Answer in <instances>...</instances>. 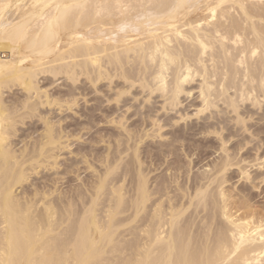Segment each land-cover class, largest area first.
<instances>
[{
  "label": "bare ground",
  "instance_id": "1",
  "mask_svg": "<svg viewBox=\"0 0 264 264\" xmlns=\"http://www.w3.org/2000/svg\"><path fill=\"white\" fill-rule=\"evenodd\" d=\"M11 5V0H0V264H264V157L241 155L253 141L264 144V128L251 131L247 125L254 114L251 107L264 113V0H29L18 17H6ZM42 74L64 76L73 83L69 87L86 77L95 92L102 91L103 82L115 83L121 88L114 99L107 93L104 97L117 106L128 101L124 97L132 89H140L149 103L154 95V100L163 99L166 112L184 104L199 82L202 104L197 114H235L234 120L252 139L241 134V128L233 131L224 125L229 134L219 148L223 155L207 165L208 170L191 176L194 169L184 170L177 149L181 145L192 157L186 141L189 136L211 135L212 122L205 123L206 128L189 126L191 132L186 133L169 124L172 118L157 116L153 133H142L139 123L131 128L134 124L126 127L129 118H114L122 109L118 107L106 113L105 121L118 125L128 139H119L124 145L119 143L99 159L104 170L97 180L83 179L65 192L37 186L30 193L27 182L32 174L57 166L58 151L74 145L62 142L69 139V129L41 117L40 106L72 110L79 105L75 87L65 94L68 100L42 95ZM15 87L26 97H5ZM151 113L146 111L141 126L150 125ZM90 114L86 116L92 121L95 115ZM135 114L141 115L137 110ZM210 116L225 124L223 115ZM35 117L44 122L42 135L31 144L26 138L17 149L19 126ZM167 127L172 130L160 148L169 150L160 153L164 159L176 158L165 159L169 175L154 177L152 183L149 176L164 164L153 163L148 172L139 146L146 137L164 139L161 132ZM70 131L74 134L77 127ZM235 137L243 142L228 149ZM92 152L71 151L82 156L87 169L94 167L88 159ZM123 155H130L126 164ZM153 159L160 160L156 154ZM67 161L64 174H76L79 160ZM235 172L244 181L235 188L244 209L241 216L233 213L226 189L232 182L229 173ZM125 176L134 183L129 181L135 191L131 197L125 195V181L118 185ZM181 176L186 182H180Z\"/></svg>",
  "mask_w": 264,
  "mask_h": 264
},
{
  "label": "rangeland",
  "instance_id": "2",
  "mask_svg": "<svg viewBox=\"0 0 264 264\" xmlns=\"http://www.w3.org/2000/svg\"><path fill=\"white\" fill-rule=\"evenodd\" d=\"M12 1V5L10 7V9L8 10V13L6 15V17H10V16H15V17H18L21 13H22V7L24 4H26L29 0H11ZM20 1V2H19ZM17 10H15V8H17ZM15 10V11H13ZM21 11V12H20ZM12 14H11V13ZM10 13V15H9ZM86 77H82L77 83H75L74 86L72 87H69L71 86V82L70 80L68 81L64 76H59L57 78H54L53 76H51L50 74H42L38 77V86L39 88H41L40 92L42 93V95L44 94L45 95V92L46 94L51 95V98H60V95H61V98H63L62 100H68L69 99V96L67 97V92L69 93V91L73 90V87L74 91L75 92V95H76V98L78 97V102H79V105L72 108V110H66L68 109L67 106L65 107L64 105V109H60L59 106H40V112H41V117H46L48 120L54 122V123H57V124H60V126L62 127H66L69 129V139H66L65 137L62 139V142H66V140H69V142L67 143L68 144H73L74 145L69 148V149H63L61 151H58V159H56L55 161L58 163L57 166H54L53 169L52 166L51 167H48V168H44L42 170H39V174H32L30 180L27 182V192L29 191L30 193H34L36 190V187L39 188V189H44L46 186H48V188L46 187L45 189L47 190H50V188L52 190L54 189H60L61 187V191L63 190L64 192L67 191L68 189H70V187H74V186H79V184H83L82 182L85 180V182H94L95 179L97 180V176L100 174V171L102 172L104 170V166L102 165L101 162H98L99 159L104 155L106 156L109 152H113L114 149H116V147L118 146L119 143H121V141L123 140H127V133L121 129L118 125L116 124H106V121H107V118H106V113L112 109L111 111L109 112H113L116 111L117 109H120L122 108L121 110L118 111V114L117 112L115 113L116 115H114V118L117 119L119 121V119H122L123 116L129 118V121L128 123L126 124V127H129V125H133L131 128H135L138 123H139V130H141V132L143 133V131H148V133H153L152 131V122H154V120H156L158 117H162L161 119L163 120L166 119V118H169L171 119V122L169 119H167V121H169L168 123L169 124H176L175 128L179 129V131L181 132H186V133H190L191 131L189 130V126L190 128L191 127H203V128H206V126L211 123V125H213V128L210 129V131L212 132L211 135H208V136H189L188 140L186 141V143L188 144L187 147H189V150L191 149V156L192 157H187L186 156V148L182 147L181 145H179L178 149H177V154L179 156V159H183L182 162H183V165L185 166V171L189 169H194L192 170L191 172V176H193L194 174H199L201 173L202 171L204 170H208L207 168V165H211L213 164L214 162L216 163L218 160H219V156L222 154L223 155V152L220 151L221 147H222V144L223 141H224V137H228V134L229 132L226 130H223L222 127H224V125L228 124L229 125V128H232L234 129L233 131H236L237 128L240 129L241 128V134H244L251 138L250 136V133H248V131L246 132V128H242V126L240 125L239 122H237V120L235 118V114H228V116H224L223 113H220V111L218 110H215V114L216 115H212L210 112H206L204 114H197V110L199 109L198 107H201L200 103L202 104V98L200 99L199 97V89L198 87H196V85L198 86L199 82L198 83H194V87L192 85V90L193 93H192V96L187 98V97H184L183 99L185 100L186 98V101H184V104H182L181 106H179L176 110L174 111H164L162 110V100L161 98H158L156 100H154L153 98L155 97L156 98V95L153 96L152 98V102L149 103L147 102L149 99V97H145L144 94L141 93V90L138 89L136 90L135 89H132L131 92L126 95L124 98H126L129 102H124L127 103V104H122L120 103L118 106L116 105L115 102L113 101H109L108 97H104V94L107 93L108 96H111L113 97L111 100L114 99V96L117 92L120 91V88L121 86H117L115 83H110L108 81L106 82H103L102 84L99 85V87L102 89V91L100 90V92H95L92 88H90L92 85L90 83H88L89 81L86 79ZM40 80V81H39ZM67 80V81H66ZM85 80V81H84ZM66 81V82H65ZM86 83L88 84L87 86ZM109 83V84H108ZM68 84V85H67ZM81 87V89H80ZM85 87V88H84ZM117 87V88H115ZM196 89H193L195 88ZM70 88V89H69ZM88 88V90H87ZM68 89V90H67ZM91 89V90H90ZM85 90V91H83ZM83 91V92H82ZM94 91V92H92ZM137 91V93H136ZM66 92V93H65ZM91 92V93H90ZM104 92V93H103ZM86 95H82V94ZM89 93V95H88ZM15 94V95H14ZM19 96H18V95ZM24 94V95H23ZM106 94V95H107ZM134 94V95H133ZM136 94V95H135ZM63 95V97H62ZM10 97L12 96L13 98H25L26 97V94L24 92H22V90L20 88H13V90L11 92H7V94L5 95V97ZM36 96V94L34 95V97ZM65 96V97H64ZM85 97V98H84ZM95 98H97L95 100ZM101 98V99H100ZM90 99V100H89ZM35 100V98H34ZM45 100V99H44ZM95 100V101H94ZM98 100V101H97ZM105 100V101H104ZM107 100V101H106ZM88 101V102H87ZM104 101V102H103ZM126 101V100H125ZM158 102V104L156 102ZM77 102V103H78ZM112 102V103H111ZM156 104H155V103ZM161 102V103H160ZM98 104V105H97ZM188 104V105H187ZM97 105V106H96ZM116 105V106H115ZM127 105V106H126ZM129 105V106H128ZM134 106L133 109H130V111L128 110V108L130 106ZM140 105V106H139ZM199 105V106H198ZM114 106V108H113ZM126 106V107H124ZM137 106V107H136ZM147 106V107H146ZM155 106V107H154ZM101 107V108H100ZM108 107V108H107ZM120 107V108H118ZM124 107V108H123ZM149 107V108H148ZM154 107V108H153ZM157 107V108H156ZM161 107V108H160ZM94 108V109H93ZM107 108V109H106ZM116 108V109H115ZM197 108V109H196ZM98 109V110H96ZM150 109V110H149ZM152 109V111H151ZM223 109V108H222ZM251 109L253 110L254 114H253V117L250 118V120L248 119L247 120V125L249 127H253L251 129L254 130V129H257V127H261L262 129L264 128V119L262 120V117L264 118V113L262 112V110L260 111L259 108L257 107H251ZM255 109V110H254ZM61 110V111H60ZM99 110L101 112H99ZM106 110V111H105ZM129 112H127V111ZM140 111L141 115L139 114H135V111ZM152 112L151 114L152 115V118L151 120H149V126H147L146 124L144 126H141V122L142 120H144V118H146L145 116H147L146 111L147 112ZM178 110H180L179 113ZM182 110V111H181ZM184 110V111H183ZM177 111V112H176ZM90 114V112H92L91 114L95 115V118L96 119L94 122H93V118H92V121H90L86 116L87 114ZM95 112V113H94ZM175 112V113H174ZM102 113V114H101ZM104 113V114H103ZM144 113V114H143ZM186 113V114H185ZM218 113V114H217ZM39 114V113H38ZM90 114V115H91ZM169 114V115H168ZM188 114V115H187ZM91 115V116H92ZM133 115V116H132ZM167 115V116H166ZM171 115V116H170ZM185 115V117H184ZM197 115V117H196ZM212 115L213 117L216 116L220 118V115H223L221 116L222 118H226L224 119V122L225 124H223L221 126V124L219 125L218 121L216 120V122L218 123V125L216 124L215 120H211V118H209V116ZM39 116V118H40ZM129 116V117H128ZM142 116V117H141ZM156 116V117H155ZM158 116V117H157ZM181 116V117H180ZM189 116V117H188ZM199 116V117H198ZM210 116V117H212ZM99 117V118H98ZM104 117V118H103ZM184 117V118H183ZM207 117L208 119H210L209 121L207 120ZM39 118L35 117L33 119H27L26 123L27 125L26 126H19L21 127L20 128V132L18 133V136L14 138V141L16 144H18V147L17 149L23 147V141L26 139L27 140V143H32L34 142L33 140L34 139H38L40 138V136L42 135L43 131H44V122L42 120H40ZM183 118V119H182ZM189 118V119H188ZM206 118V120L204 119ZM252 119V120H251ZM87 120V122H86ZM106 120V121H105ZM258 120V121H257ZM230 121V122H228ZM260 121V122H259ZM262 121V122H261ZM91 122V123H90ZM126 122V121H125ZM175 122V123H174ZM208 122V123H207ZM76 123V125H75ZM80 123V124H79ZM87 123V124H86ZM136 123V124H135ZM205 126H204V124ZM262 125H261V124ZM80 126H79V125ZM89 124V125H88ZM74 125V127H73ZM87 125V126H86ZM96 125V126H95ZM136 125V126H135ZM232 125V126H231ZM261 125V126H260ZM72 126V127H70ZM89 126V127H88ZM94 126V127H93ZM219 126V127H218ZM59 127V126H58ZM64 127V128H65ZM76 127H77V133L75 132L74 134L71 133L70 130H76ZM85 127V128H84ZM88 127V128H86ZM147 127V128H146ZM195 127V128H196ZM81 130H80V129ZM146 128V129H145ZM151 128V129H150ZM216 128H217V134L213 132H216ZM261 128H258V129H261ZM84 129V130H83ZM97 129V130H96ZM187 129V130H185ZM219 129V130H218ZM221 129V130H220ZM172 129L170 128H165L164 130H162L161 134L164 135V139H151L150 137H146L144 139V142L143 144H140L139 146V149L143 152L142 155H144V160H145V163L146 165L145 166H148L150 167L148 169V172H150V169L152 170V165L158 163L159 165L161 164H164V166L162 168H160V170H157L156 172L153 171L151 173V175L149 176L152 183H154V180L155 178L154 177H157L156 179L159 178V180L161 178L166 177L167 175H169V172L166 173V166L168 165L167 163L168 162H165V159H167L166 161H169L170 162H173V160H175V158H173L172 156L171 157H168L165 159L163 158L164 156L161 155L160 153V143L165 141V138H169L170 136V132H171ZM184 130V131H183ZM213 130V131H212ZM221 131V132H220ZM68 133V131H66ZM123 132V133H122ZM140 132V134H141ZM64 135V133L62 134ZM143 135V134H141ZM214 135V136H213ZM79 138H82V139H79ZM107 138V139H106ZM123 140H122V139ZM121 141H120V140ZM190 139V140H189ZM252 139V138H251ZM25 140V141H26ZM119 142H118V141ZM223 140V141H222ZM101 141V142H100ZM124 142H122L121 144L124 145ZM161 141V142H160ZM203 141V142H202ZM239 141H242V138L241 137H235V138H232L231 139V144L229 143L227 146L228 149H231V146H234V147H238V144H239ZM259 141L260 140H256V141H253L251 144H249L243 152H241V155L244 156V158H247V157H250L251 159H255V158H259V157H264V144H259ZM158 142V143H157ZM238 142V143H237ZM245 142V141H244ZM247 142V141H246ZM245 142V143H246ZM258 142V143H257ZM132 142H129V145H131ZM185 143V144H186ZM209 143V144H207ZM236 143V144H234ZM256 143V144H255ZM148 144V145H147ZM206 144V145H205ZM214 144V145H212ZM248 144V143H247ZM112 145V146H111ZM194 145V146H193ZM204 147H202V146ZM212 145V146H211ZM260 145H263L261 147V149L258 150V148L260 147ZM80 146V147H79ZM111 146V147H110ZM116 146V147H115ZM199 146V147H198ZM220 146V147H219ZM124 148H126L125 146H123ZM208 147V148H207ZM215 147V148H214ZM258 147V148H257ZM79 148H85L86 150H93V152L91 153L92 155L89 156V160H91L90 162L93 164L92 166L93 169H87L88 168V164H85L83 163L84 159L82 158V156H76L75 153H71V151L75 152L76 153L78 152V149ZM220 148V149H219ZM254 148V149H253ZM167 149V150H166ZM204 149V150H202ZM219 149V150H218ZM257 149V150H256ZM163 151H168L169 149L167 147H164L162 149ZM179 150V151H178ZM202 150V151H201ZM115 151V150H114ZM194 151V152H193ZM204 151V153H200ZM215 151V152H214ZM100 152V153H99ZM158 152V153H157ZM220 154H219V153ZM247 152V153H246ZM102 153V154H101ZM133 152L132 150L129 151V154L131 155ZM246 153V154H245ZM60 154V155H59ZM98 156H97V155ZM100 154V155H99ZM156 154V157H158V159H164V161H154L153 159V155ZM194 154V156H193ZM198 154V155H197ZM244 154V155H243ZM129 155V156H130ZM196 155V156H195ZM201 155V156H200ZM221 155V156H222ZM240 155V156H241ZM248 155V156H247ZM250 155V156H249ZM257 157H256V156ZM128 155H123L124 157V161L123 163L126 164V162L128 160H130ZM159 156H162V158ZM94 157V158H93ZM152 157V158H151ZM70 159H75L76 161L79 160V171L76 173V174H69L66 175L64 174L65 170L66 169V166L68 167V165L70 164L67 160H70ZM211 159V160H210ZM214 159V160H213ZM218 159V160H217ZM81 160V162H80ZM172 160V161H171ZM191 160H194L191 162ZM217 160V161H216ZM214 161V162H212ZM52 164L54 162V160H51ZM163 162V163H161ZM210 162V164H209ZM90 163V164H91ZM149 163V164H148ZM154 163V164H153ZM190 163V164H189ZM125 164H123L122 166H124ZM167 164V165H166ZM197 164V165H196ZM97 165V166H96ZM78 166V165H77ZM96 166V167H95ZM99 166V167H98ZM102 166V167H101ZM121 166V167H122ZM204 166V167H203ZM125 167V166H124ZM187 167V168H186ZM76 168V167H74ZM147 168V167H146ZM155 168V166L153 167ZM49 169V170H48ZM256 169V168H255ZM195 171V172H194ZM200 171V172H199ZM122 173V171H120ZM197 172V173H196ZM199 172V173H198ZM80 175V178H78V176ZM229 175L231 176V180L232 182H230L229 184L226 185V189L228 190V192L231 194V198H230V207L233 209V213H235L237 216H241L243 213H244V209L241 208L240 206V203H241V200L239 199V196H237L236 194V189L235 188H238L239 186L241 187L242 184L244 183L243 180H240V178H237L238 177V172H235V174H233L234 176L231 175V173H229ZM128 176V175H127ZM125 176V177H127ZM130 176V175H129ZM183 176V175H182ZM182 176L180 177V182H186L187 180V177L188 175H184L183 179ZM90 177V178H89ZM93 177V178H92ZM130 178V177H129ZM128 177L126 178H122L124 180H121L120 183H118L119 186H121V183H123V181H125V183H123V185L125 186V188L123 187V189H125V195L126 197H131L134 195V193L132 192H135L134 191V188H133V180L131 182L130 178L129 179ZM84 179V180H83ZM83 180V181H82ZM182 180V181H181ZM56 181V182H54ZM128 181V182H127ZM133 183V184H130V182ZM156 181V180H155ZM54 182V183H53ZM151 183V184H152ZM56 184V185H55ZM122 185V186H123ZM133 185V186H131ZM234 185V186H233ZM244 185V184H243ZM246 185V184H245ZM43 186V187H42ZM45 186V187H44ZM130 186V187H129ZM118 187V186H117ZM132 188V191L130 190ZM129 189V190H128ZM233 190V191H232ZM60 191V192H61ZM20 192V189L17 191V193ZM59 194V192H57ZM55 194L58 195V194ZM130 193V194H129ZM54 196V197H55ZM237 196V197H236ZM53 197V196H52ZM53 197V198H54ZM57 197V196H56ZM107 197V196H106ZM105 197V198H106ZM233 197V198H232ZM51 199V197L49 198ZM237 199V201H236ZM237 202V203H235ZM240 202V203H239ZM42 205V203L40 204ZM233 205V206H231ZM238 206V207H237ZM42 207V206H41ZM235 207H237L235 209ZM101 208V207H100ZM239 208V209H238ZM235 209V211H234ZM241 209V210H240ZM256 210H259V209H256ZM238 211V212H237ZM246 211V210H245ZM137 223H133L131 225H136ZM131 227L130 225L128 226V228ZM125 230V229H124ZM130 240V238L134 237L133 235L130 237V236H127Z\"/></svg>",
  "mask_w": 264,
  "mask_h": 264
}]
</instances>
